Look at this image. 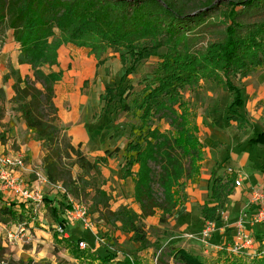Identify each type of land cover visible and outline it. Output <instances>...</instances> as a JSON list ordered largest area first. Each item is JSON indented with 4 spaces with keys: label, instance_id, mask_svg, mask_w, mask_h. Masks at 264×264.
<instances>
[{
    "label": "trees",
    "instance_id": "obj_1",
    "mask_svg": "<svg viewBox=\"0 0 264 264\" xmlns=\"http://www.w3.org/2000/svg\"><path fill=\"white\" fill-rule=\"evenodd\" d=\"M8 34L18 47L17 64L28 66L31 76L22 77L10 63L6 65L2 81H13V96L7 100L0 89V127L5 128L1 123L8 110L18 115L45 149L40 168L48 184L60 185L74 201L86 196L89 215L129 235V242L144 250L150 241L143 222L157 213L169 218L186 204V189L198 183L205 159L195 115L182 93H193L200 81H207L228 94L226 108L236 128L246 126L239 112L244 106L242 94L234 81L264 67V0H0V51ZM63 45L86 49L96 68L104 65L108 50L125 51L119 60L127 58L132 64L124 76L137 63L159 57L152 79L139 91L130 88L120 107L133 122L120 177L132 181L137 211L125 206L111 209L101 172L105 157L89 159L61 128L54 87L62 71L53 68L58 67ZM160 50L164 52L159 54ZM104 93L110 99L117 96L112 88ZM161 122L168 130H161ZM255 136L249 144L264 143V134ZM0 142L5 143L4 132ZM73 168L78 170L76 176ZM234 178L212 177L209 200L201 208L204 221L219 219ZM30 208L19 201L0 200V225L25 228L35 219ZM49 211L54 222L65 228L64 211L57 213L55 206ZM77 243L74 248L80 251ZM104 251L103 255L93 252V261L87 264L117 260ZM168 252L180 264H206L201 256L182 248ZM1 254L0 246V264H14L4 263ZM117 264L134 262L125 259ZM254 264H264V258Z\"/></svg>",
    "mask_w": 264,
    "mask_h": 264
},
{
    "label": "rangeland",
    "instance_id": "obj_2",
    "mask_svg": "<svg viewBox=\"0 0 264 264\" xmlns=\"http://www.w3.org/2000/svg\"><path fill=\"white\" fill-rule=\"evenodd\" d=\"M8 37L11 38L10 34ZM3 48H5L8 57L7 59L1 57L0 68L9 63L11 54L16 53L12 41L7 42ZM163 52L160 50L158 53L162 54ZM124 53L125 51L118 48L108 50L103 57L104 65L95 69V62L86 49L74 47L67 52L61 50V56L63 57L65 54L64 63L69 64V70L71 69L70 60L74 62V58L80 54L86 55L90 62L91 75L87 80V86L81 88L75 86L73 90L79 101L88 102L89 108L87 111H83L79 105L76 107L71 104V95L68 90L67 92L63 89L57 90L55 101L61 108V128L70 137L73 145L77 146L78 142L73 139H76V136H70L68 123L69 118L76 114L85 124L83 129L90 135L88 142H79L82 151L89 159L105 157L106 161L109 162L102 173H104V189L110 197L111 209L114 211L125 206L137 211V206L132 198V181L130 179L123 181L120 178L121 155L128 143L129 125L133 123L129 117L120 111V107L123 104L124 94L130 88L139 91L145 83L152 79V73L160 60L158 56H150L137 63L135 68L124 76L125 71L129 70L132 64L127 58H125L126 62L119 60V56ZM75 65L76 63H73V68ZM70 74L72 72L66 71L65 77ZM236 82L245 83L247 86L246 106L245 109L240 110L241 117L247 123L245 131L237 130L233 118L229 116L226 108L229 102L228 94L221 89L207 81H200L199 88L193 93L189 91L182 93L191 107L189 108L190 112L192 111L195 115L193 122L198 128L197 137L205 159L208 161L211 159L220 160V151L236 135H239L236 139L239 145L244 141L248 142L253 134V121L259 122L260 118L258 117L260 114H264V67L257 69L245 79L234 81V83ZM106 88H112L116 91L115 99H110L104 93ZM259 111L260 114L257 113ZM160 126L162 131L168 130V126L163 122ZM1 129L2 127H0V131ZM1 153L10 155L6 152ZM223 168L225 167H219L217 171ZM72 173L76 176L78 170L73 168ZM190 185L188 186L191 188L189 193L192 200L189 199L184 205L187 207L186 210L181 207L169 218H161L160 214L157 213L154 217L143 222L150 241L149 247L144 250H141L139 245L129 242V235L105 226L96 221L95 216L89 215L86 207L88 201L84 195H81V201L75 202L86 208L88 223L92 229L84 228L79 223L66 224L65 233L68 237V242H66L65 238L56 232L57 223L54 222V217L49 211V208L55 206L57 213H63L67 209L66 197L58 189L45 186L47 188L41 191L44 200L43 206L38 209L35 219L28 226L18 229V226L0 225L1 260L4 263L12 262L14 264L19 262L87 264L89 261H93V251L103 255L105 248L109 255H115L119 261L130 259L134 264H180L170 258L168 251L172 247L182 248L192 254L199 255L206 264H254L260 260V258H252L247 255L239 256L230 252V249L233 248L232 238L235 235L233 236L232 230L227 227L230 220L239 219L242 212L235 214V216L232 215L230 220L228 218V222L224 224L222 230L216 231L206 246L198 242L199 233L205 222L200 211L202 204L209 200L211 183L207 193L205 190L202 193L199 192V183L196 186ZM246 214L248 217L250 216L247 212ZM98 227L100 228L97 230ZM251 235L256 245L264 246V243L258 241L253 233ZM79 240H83L86 246L84 249L76 251L74 247ZM108 240H111L110 243L113 245ZM117 260L103 264H117Z\"/></svg>",
    "mask_w": 264,
    "mask_h": 264
},
{
    "label": "crops",
    "instance_id": "obj_3",
    "mask_svg": "<svg viewBox=\"0 0 264 264\" xmlns=\"http://www.w3.org/2000/svg\"><path fill=\"white\" fill-rule=\"evenodd\" d=\"M10 41L13 42L12 38L8 37V39L6 40V43ZM14 45L16 48V53L11 54L9 56V63L12 65V67L15 70L19 71L22 77L31 76V71L28 66H19L17 64L18 47L15 43ZM72 48L74 47L67 45V46H62L58 50V67L53 68V70L56 72L62 71L61 81L58 84H56V86L54 87V94H55L54 104L56 108L58 109V116L60 119V124H61V108H60V105L56 103L55 101L57 90L63 89V91L65 92H67L68 90L71 95V102H72L71 104H73L76 107L79 105L81 110L87 111V108H89L87 104L88 102H86L85 100L79 101L75 97L73 90L75 86L77 88H81V87H84V84L86 82L88 84L87 80L91 75L90 62L88 61L86 55L80 54L76 58H74V62L70 60L69 63L71 64L70 65L71 69L69 70V64L64 63L65 54L62 57L61 50H63L64 52H67L71 50ZM2 56L5 57L6 59L8 57L5 48H3L2 50L0 61H1ZM89 56L95 62L93 56H91L90 54ZM73 63H76L74 68H73ZM94 67L95 69H98L96 68V62L94 64ZM44 71H47V69H44ZM66 71L70 73L72 72V74L65 77ZM7 72L8 70L6 68V65L0 68V89L4 91L6 99L10 100L13 96V91H12L13 81L8 80L6 83H3L2 81L3 77L7 74ZM234 84L241 91L242 99L244 102V106L242 109H245V106H246L245 96L248 94L246 91L247 86H245V83H239V82H236ZM260 84H263V83H260ZM257 113L260 114V111ZM258 118H260L259 122L257 120L253 121V124H252L253 134L249 138V140L255 136V133L257 135L264 134V114L263 115L260 114V117ZM1 124L5 126V128H2L0 131L1 133L4 132L5 143L2 144L0 142V152H6L10 155H20L24 158L25 168L23 171H20L18 175L27 185H30L34 181V176L32 175L31 171L34 168L41 167V161L44 156L45 149L43 148L41 142H38L33 138V135L27 130L24 122L19 118L18 115L8 110ZM68 124L70 126L68 130L70 133V136L72 137L76 136V139L75 138L73 139L78 142L77 145H81L79 142H84V141L88 142L90 135H88V132L85 129H83L85 124L82 123L81 118H79L78 116H76V114H74L69 118ZM238 131H245V128L242 130H238ZM238 137L239 135L234 136V138L229 140L225 148L220 151L219 153L220 160L216 161V160L211 159L210 161H208L204 159V161L202 162L204 166H202L201 164L199 178H198L199 192L202 193L205 190V192L207 193L208 188H209L208 186L210 185V183H212L213 176L228 177V175H230V173L228 172L229 170L232 171L233 174L231 175L233 176L234 175L236 176L238 174L242 175L241 185L239 187H235L233 183L231 194L228 197V202L221 209V211H223L226 214L229 220L232 219L231 218L232 215L235 216V214L239 212H244V213L247 212L250 216L254 214L255 207L251 204V193L254 189H260L264 191V143L249 144L248 143L249 140H248V142L244 141L245 143L243 142L239 145V143L236 142V139ZM259 139L261 140V138ZM108 163L109 162L106 161V163L101 167V172L102 170L106 168V165ZM121 164H122V155H121ZM222 166H224L225 168L217 171V169ZM103 174L104 173H102V175ZM235 179L236 177L234 178V180ZM193 185L196 186V184H193ZM193 185H190V186H193ZM45 188L47 187L41 186V191L44 190ZM190 189L191 188H189V186L186 189L188 200L189 199L192 200L190 198L191 194L189 193ZM132 191H133V184H132ZM0 200L21 202L14 195L12 196L10 194H7L1 191H0ZM184 205L182 207L186 210L187 207H185ZM236 221L237 219H235L234 221L230 220V223L227 227L228 229L232 230L233 236L235 235L234 224ZM224 224L225 223L218 222L217 231L218 230L221 231ZM243 227H244V230L250 236H252L251 234L253 233V235L256 238H258V241H262V243H264V225L254 226L251 229V227L246 222L243 225ZM99 228L100 227H98L97 230ZM233 239L234 237L232 238V240Z\"/></svg>",
    "mask_w": 264,
    "mask_h": 264
},
{
    "label": "built area",
    "instance_id": "obj_4",
    "mask_svg": "<svg viewBox=\"0 0 264 264\" xmlns=\"http://www.w3.org/2000/svg\"><path fill=\"white\" fill-rule=\"evenodd\" d=\"M24 168L25 162L22 156L4 155L0 152V191L14 195L26 206L29 205L32 213L36 215L38 209L43 206L44 201L41 195V186L50 185L40 167L32 169L31 173L34 176V181L30 186L27 185L18 175ZM228 172L233 174L231 170ZM235 177L234 186L239 187L242 182V175L238 174ZM50 187L58 189L66 197L68 208L63 214L65 224L79 223L84 228L92 229V226L88 223L86 208L76 203L60 185ZM251 204L255 207L254 214L248 217L246 213L242 212L241 217L234 224L235 237L230 252L239 256L247 255L252 258H262L264 256V246L256 245L253 238L244 230L243 225L246 221L250 227L264 225V191L254 189L251 193ZM227 221L228 217L223 211H220L217 221H205L199 233L198 242L206 246L211 236L217 231L218 222L226 223ZM20 228L22 226H18V229ZM55 230L60 236L68 240L64 227L56 225ZM77 245L80 250L86 246L83 240H80Z\"/></svg>",
    "mask_w": 264,
    "mask_h": 264
}]
</instances>
